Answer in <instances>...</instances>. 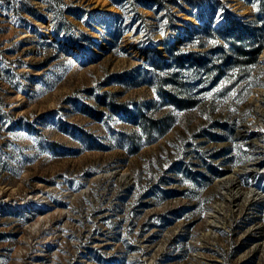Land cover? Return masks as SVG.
I'll list each match as a JSON object with an SVG mask.
<instances>
[{
	"label": "rangeland",
	"instance_id": "rangeland-1",
	"mask_svg": "<svg viewBox=\"0 0 264 264\" xmlns=\"http://www.w3.org/2000/svg\"><path fill=\"white\" fill-rule=\"evenodd\" d=\"M256 10V0H0V264H264V173L257 203L227 205L226 229L204 249L198 239L221 199L216 180L258 158L237 132L261 124L264 50L214 85L189 73L186 109L159 63L169 48L212 58L216 41L199 32Z\"/></svg>",
	"mask_w": 264,
	"mask_h": 264
},
{
	"label": "trees",
	"instance_id": "trees-1",
	"mask_svg": "<svg viewBox=\"0 0 264 264\" xmlns=\"http://www.w3.org/2000/svg\"><path fill=\"white\" fill-rule=\"evenodd\" d=\"M256 2L257 10L252 21L243 22L228 16L220 28L206 25L205 30L199 32L216 41L209 53L212 58L198 51L168 49L169 60H161L159 63L166 73V83L172 86V90H165L173 105L183 109L193 106L185 96L189 85L194 84L188 78L191 72L201 77L198 82L214 85L225 66L242 72L258 63L264 50V0ZM165 132L162 131L163 134Z\"/></svg>",
	"mask_w": 264,
	"mask_h": 264
},
{
	"label": "bare ground",
	"instance_id": "bare-ground-1",
	"mask_svg": "<svg viewBox=\"0 0 264 264\" xmlns=\"http://www.w3.org/2000/svg\"><path fill=\"white\" fill-rule=\"evenodd\" d=\"M160 47V46H159ZM156 48L157 51L162 52L163 49ZM264 58V52L262 54ZM258 99L262 104L264 102V89H258ZM264 105V103L262 104ZM259 117L258 123L259 130H253L249 125H243L239 128L237 132V137L241 140H251V144L256 155L257 160L247 164L242 168H236L231 173L219 177L215 182V188L220 194L221 199L218 200L211 206V209L207 215L206 221V233L201 235L199 239L201 246L200 249H204L208 244L210 238H216L218 233L226 229V223L224 217L225 209L228 205L232 213L238 212L242 206L251 207L257 203V198L259 195L258 185L254 181L264 173V109L257 112ZM119 175V173L114 172L109 174V177ZM125 176V175H122ZM250 178L253 180L252 185L247 190L241 188L242 181L245 178ZM33 203L26 204L27 206L32 205ZM41 226V225H40Z\"/></svg>",
	"mask_w": 264,
	"mask_h": 264
}]
</instances>
